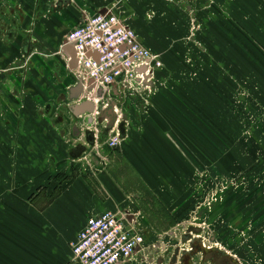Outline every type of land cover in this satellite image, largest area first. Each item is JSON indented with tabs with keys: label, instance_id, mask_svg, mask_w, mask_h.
Returning <instances> with one entry per match:
<instances>
[{
	"label": "rangeland",
	"instance_id": "1",
	"mask_svg": "<svg viewBox=\"0 0 264 264\" xmlns=\"http://www.w3.org/2000/svg\"><path fill=\"white\" fill-rule=\"evenodd\" d=\"M122 1L113 9L114 13L129 23L130 11L136 14L137 33L144 40L143 44L161 60L162 67L156 72V87L152 93L144 95L127 90L121 101L116 97L112 100L128 117L131 139L135 140L142 133L155 159L147 160L149 156L143 153L144 146L136 142L131 151L123 143L111 146L115 151L113 157L103 152L106 157L103 160L110 161L111 167L113 165L110 168L115 167L116 172L119 170L123 175L120 180L123 187L119 186L122 192L127 195L133 190L142 192L143 200L148 201L140 206H153L158 212L167 213L169 223L172 227L176 225V229L183 221L185 225L181 226V231L191 228L201 204V218L209 217L202 222L203 226L206 224V238L218 231L221 246L230 249L247 264H256L260 256L264 257V0H233L229 14L222 9L225 0H217L218 10L215 11L219 16L215 23H210V8H204L208 0H143L133 2L134 9L132 6L129 9ZM145 8L149 9L144 14ZM225 27L231 33L227 34ZM52 49L56 55L46 56L51 71L54 64L49 60L62 57L58 43ZM62 74L66 81L76 79L75 71ZM57 84L59 90L62 83ZM51 86L55 87L54 84ZM103 94L100 91V96ZM130 104H133V113L127 116ZM59 110H55L56 113ZM136 113H140L138 120L134 119ZM30 114L24 113L26 144L19 148L24 149L27 156V142L37 146L38 160L32 163L35 156L30 154L31 159L27 157L25 162L28 168L39 169L41 179H46L45 184L58 181L48 177L57 165L61 171L70 164L65 157L73 139L86 138L88 131H94L95 137L105 130V120L100 122L97 118L95 123L93 118L79 119L71 132L76 129L77 135L69 139L61 132L69 125L54 126L56 114L52 111L41 116L45 120L41 123L48 126L49 121L55 129L51 134L55 141H52L42 133ZM153 121L159 124L160 138L149 129L148 124ZM53 142L63 150L60 159L58 161L49 153L48 162L43 165L46 151L55 150L51 147ZM84 146L87 151L92 147L90 143ZM129 152L137 158L124 162V155ZM118 153L124 156L120 159L122 162L113 163ZM73 167L85 171L81 164ZM130 170L136 173H132L131 178L128 177ZM59 184L60 181L56 182L57 186ZM220 201L223 206H219V210L217 204ZM209 202L212 204L208 205ZM230 204L247 218V223L241 227L227 224L225 213ZM214 205L219 210L216 215H213ZM244 227L248 237L256 239L260 245L254 246L242 234ZM183 246V243L179 245V251L170 263H177ZM262 260L258 264H264V258Z\"/></svg>",
	"mask_w": 264,
	"mask_h": 264
},
{
	"label": "crops",
	"instance_id": "2",
	"mask_svg": "<svg viewBox=\"0 0 264 264\" xmlns=\"http://www.w3.org/2000/svg\"><path fill=\"white\" fill-rule=\"evenodd\" d=\"M138 1L142 2L143 0H124V4L126 3V6L131 9V6L133 8L131 4ZM208 1V5L204 6V8H210L209 20L210 23H215L219 16V12H216L218 10L217 0ZM231 1L233 0H225L222 5V9L226 10L228 14L232 12ZM245 1L250 2V0ZM120 3L122 4L123 1L4 0L3 2V9L0 12L4 13L0 14L5 23L16 21L18 16L19 19L23 16L24 21L19 24L18 37L14 42L9 41L8 45L0 43V70L14 65V59L17 55L14 53L16 48L24 47V51H26L28 43L32 40L37 42V46L33 50L32 55L25 54V61L35 56L32 61L36 65L35 67L30 66L28 70L30 76L27 77L25 83L29 91L28 94H17L12 91L15 87L22 86L19 80L20 74L11 75L6 82H0V89L6 99L2 102L1 107L7 113V120L10 121V124L5 123L0 118V264H69L73 261L72 241L76 239L92 216L107 210L126 214V219L132 224L133 229L143 233L145 237L144 245L140 247L134 259L128 264H152L151 260L146 261L144 258L148 251L151 252L156 264H173L170 262L175 259V253H178L177 249L181 245V226L185 225V223L184 221L181 224L179 223L180 227L178 229L175 228L176 225L172 227V224L168 221L167 213L158 212L157 209L150 205L149 208L147 205L143 206L141 204L142 206H140V203L148 201L143 200L142 192L133 190L134 192L130 191L129 195H127L126 192L124 193L120 190L119 186H122L120 180L123 179V175H121L119 170L116 172L115 167L111 169L113 165L111 167L110 161L108 163L104 161L106 158L104 156L105 152L110 158L115 153V151L113 152L114 148L110 145L113 132H107L105 127H103L105 130H101L95 135L96 141L93 142L91 149L82 155L73 154L75 146L79 144L86 145V143L84 137L73 139L77 133H71L72 128L76 127L78 123L71 122L72 124L67 129V136L68 138L71 136L70 138L74 140V143L73 147L70 145L71 148L68 147L67 149L69 150L70 148V153L66 150L65 157L67 161H70V164L64 170H58L57 165L56 169L50 171L48 177L58 180L50 184H45L46 179H41L42 173L39 169L28 168L26 165L25 159L27 157L31 159L29 158L30 154L36 157L32 158V163L38 160L39 150L37 146L27 142L26 149L29 153L27 156L24 149L19 148L21 145L24 146L26 144L23 136L26 126L24 113H32L34 123L39 126V129L41 128L42 133L49 137L50 140L55 141L51 135L55 133V129L50 125L49 121L47 123L49 127L41 123L45 121L41 119V116L43 114L47 115L46 112H42V109L46 101L52 98L48 97L47 90L53 88L56 94H59L77 83L76 78L72 82L66 81L62 84L59 89L62 91L57 89L59 86L57 78L59 76L57 78L54 76V70L51 71L49 69V62L46 60V56L54 53L52 46L58 43V50L62 52L67 34L80 20L99 12L115 9ZM59 4H62V7L55 8ZM15 5H18L22 11L16 9ZM213 8L214 11H212ZM148 9L146 10L145 8L143 13H147ZM129 17L130 24L137 31L136 14H131L130 11ZM225 30L227 34L231 33L227 27H225ZM140 40L144 43L141 36ZM8 47H13V49L11 50ZM55 60L57 58L51 63L54 64ZM39 68H44L43 73L38 71ZM74 71L70 69L68 72ZM64 73L66 74V70ZM53 84L55 87L51 86ZM126 92L127 90L115 85L112 99L116 97L121 101ZM37 98H40V100H37ZM134 99L137 100V98ZM73 103H79V101ZM127 109L128 113L126 112V115H131L133 113L131 111L133 104L128 105ZM55 110L59 109L55 108ZM139 114L136 113L134 119H140ZM67 116H69V119H73L71 113L67 114ZM84 118L92 117L89 114L79 117L81 120ZM129 124L128 122L125 127V135L120 143H123L131 151V147L137 142V145L144 146L145 150L143 153H147L146 155L149 156L146 159L153 161L155 158L153 153H150L147 148L145 139L141 136L142 133L136 134L137 138L135 140L131 139V127ZM157 124L153 121L149 122L148 125L152 134L160 138V130L157 128ZM53 125L57 126L58 123L54 122ZM94 129L96 130L97 128L94 127ZM161 137H163L162 134ZM52 144L51 147L55 148V150L52 152L46 151L42 161L43 165L47 164V154L49 153L53 154L52 156L58 161L60 159L59 156L63 152L62 148L58 147L55 142ZM161 144L163 143L161 142ZM124 156L127 159L124 158V162H132L133 159L137 158L136 154L135 158H133L132 152ZM124 156L118 153L114 157L113 163L118 160V162H122L120 159ZM117 157L118 159H116ZM74 164H81L84 166L85 171L83 169L74 170ZM136 169L144 177L141 170L138 167ZM130 171L129 178L136 174L135 170ZM114 172H116V176H114ZM59 181L61 184L57 186L56 182ZM150 188L152 190L153 187L151 186ZM126 197L129 199L128 202ZM201 207V204H199L198 212H200ZM197 216L198 213L196 212V217L194 216L192 223L194 225L200 222ZM132 220L135 223H132ZM170 226L173 229H168ZM153 245L156 248H153ZM171 249L174 250L173 253H170ZM177 263L179 264V256Z\"/></svg>",
	"mask_w": 264,
	"mask_h": 264
},
{
	"label": "built area",
	"instance_id": "3",
	"mask_svg": "<svg viewBox=\"0 0 264 264\" xmlns=\"http://www.w3.org/2000/svg\"><path fill=\"white\" fill-rule=\"evenodd\" d=\"M66 41L77 52L76 76L85 81V92L79 101L90 99L95 103L91 115L95 123L102 111L115 102L112 100L115 85L144 95L155 90L161 60L141 42L128 20L116 15L113 9L80 20L67 34ZM91 81L93 91H89ZM100 91L104 93L101 96ZM115 111L118 120L110 131L111 146H117L122 139L118 125L124 113L118 105ZM126 216L111 210L92 216L71 243L73 260L81 264L130 263L144 245L145 237L133 229ZM144 258L156 264L151 252H146Z\"/></svg>",
	"mask_w": 264,
	"mask_h": 264
},
{
	"label": "flooded vegetation",
	"instance_id": "4",
	"mask_svg": "<svg viewBox=\"0 0 264 264\" xmlns=\"http://www.w3.org/2000/svg\"><path fill=\"white\" fill-rule=\"evenodd\" d=\"M3 2L4 0H0V10L3 9ZM16 9H19V11H22V9L20 10V7H18V5H15ZM62 4H59L57 6H55V8H61ZM0 13H4V12H0ZM20 14V13H19ZM22 16V15H21ZM19 20V21H18ZM24 21V17L22 16L19 19V16L16 17V21L14 22H10V23H5L2 20V16L0 14V43L2 44H6L8 45V43L10 42H14L15 39L18 37V31H19V24L21 22ZM79 23V22H78ZM77 23V24H78ZM76 24V25H77ZM75 27V26H74ZM10 41V42H9ZM37 46V42L36 41H31L28 43L27 45V49L26 51H24V47H20L19 49L16 48L15 52L17 55L14 59V65H11L10 67L4 69V70H0V82H6V80L8 79V77H10L11 75H21L19 76V80H20V84L22 85L21 87H15L14 90H12L14 93H23V94H28V89L25 86V83L27 81V77L30 76V72L28 71L31 67H35L36 65L34 64V62L32 61V58L34 57H30L29 60L25 61V54L28 55H32L33 50H35ZM9 49H13V47H8ZM7 49V48H6ZM8 50V49H7ZM61 54L62 57H56L57 60H55L54 62V76L57 78L59 76V78H57L58 82L64 84L67 80L66 77H64V75L62 73H64V71L66 70V72L70 71V67H69V62L67 61L66 57L64 56V54L60 51L59 52ZM53 55L55 56L56 54L53 53ZM55 58V59H56ZM49 60V61H53ZM48 61V60H47ZM27 63V64H26ZM41 73H43L44 68H39V70ZM77 78V76H76ZM61 84V85H62ZM69 89L64 90L63 92H60L59 94H56L55 89L50 88V90L48 91V97H53L54 101H49L45 103L44 106V112H46L48 115L53 111L54 114H56V117L53 119L54 122L58 123V124H63L65 126H68V128L70 127V125L72 124L69 120H71V118L69 119V116H67V114H70L67 111V108L69 105L72 104V102L69 101ZM4 93L1 91L0 89V118L3 119L5 123H9L10 121L7 120L6 116L7 113H5L1 107L2 102H4V100H6L4 98ZM37 100H40V98H37ZM58 106V108L60 109L59 112H55V106ZM66 114V115H65ZM66 116V117H65ZM72 122L75 121L76 123L79 124V117L78 118H74L72 117ZM77 124V125H78ZM62 130V134L67 136V129ZM78 132V130L75 129L74 133ZM83 138V137H81ZM94 135L92 133H89L86 138L84 137L85 143H93L94 142ZM87 151V148L84 146V144L82 145H77L74 148L73 154H78V155H82ZM212 203L209 202L208 205H211ZM219 206H223L222 201H220L218 204ZM217 207L214 205L213 208V215H216V212H219V210L216 209ZM238 208L234 205H229V207L227 208L228 211H226L225 215L226 218L225 220H227V224L229 226H240L244 225L245 223L248 222L247 218H243L241 213L237 210ZM201 212V211H200ZM200 212H198V217L197 219H199V224H196L191 227V228H187V229H183L182 233L180 234V239H181V244L183 243V248L182 250H192L195 251L193 253V256L191 258L192 264H247L243 259H241L239 256H237L235 253H232V251L226 247L221 246V244L218 243V238H219V233L218 231L214 232L210 237L208 236L206 238L205 235V225H202V222H204V220L206 219H202L201 218V214ZM247 214V212H246ZM235 216V217H233ZM246 220V221H245ZM245 221V222H244ZM205 223V222H204ZM245 229L243 230V235L244 236H249L247 234L246 231V227H244ZM226 232H224V235L226 236ZM245 237V238H247ZM249 238V237H248ZM194 239V240H193ZM208 239V240H207ZM244 239V238H243ZM251 240V242H253L254 246H258L261 243L256 241V239L254 238H249ZM197 240V241H195ZM194 242L193 247L191 246L192 242ZM179 251V249H177V252ZM180 258L181 256H179V263H180ZM259 261L262 260V258H264L263 256L259 257ZM187 259V258H186ZM185 259V260H186ZM259 261H256V264L259 263ZM260 261V262H261ZM190 262V261H189ZM188 262V263H189Z\"/></svg>",
	"mask_w": 264,
	"mask_h": 264
},
{
	"label": "water",
	"instance_id": "5",
	"mask_svg": "<svg viewBox=\"0 0 264 264\" xmlns=\"http://www.w3.org/2000/svg\"><path fill=\"white\" fill-rule=\"evenodd\" d=\"M62 53L66 58L69 59V67L71 70H75L78 67V58L77 52L75 50L74 45L69 44L67 41L65 42L64 46L62 47ZM94 85L89 83V91H93ZM85 92V81L82 77L77 78V83L70 87L69 89V101L70 102H77L80 100L81 96ZM100 95V92H98ZM116 103L112 102L108 108L102 111L100 117L98 118L100 122L107 120L106 123V131L110 132L115 126L118 120L117 113L115 111ZM96 105L95 103L90 100L86 99L79 103H73L68 106L67 111L73 115L76 119L84 114L92 115L95 112ZM127 123V118L124 116L123 119L119 123V130L121 133V137L123 138L125 135V125ZM89 133L93 134V131H88ZM91 145H93L91 143ZM194 240V239H193ZM197 241V240H195ZM192 242L191 246L193 247L194 242ZM195 251L192 250H184L182 251L180 263L179 264H192L191 258ZM187 258V259H186ZM186 259V260H185ZM190 261V262H189ZM189 262V263H188ZM69 264H81L79 260H73Z\"/></svg>",
	"mask_w": 264,
	"mask_h": 264
}]
</instances>
